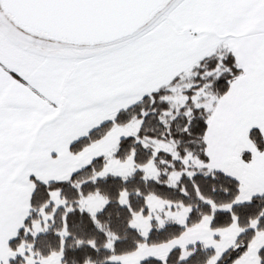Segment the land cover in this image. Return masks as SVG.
Here are the masks:
<instances>
[{
	"label": "snow or ice",
	"instance_id": "obj_1",
	"mask_svg": "<svg viewBox=\"0 0 264 264\" xmlns=\"http://www.w3.org/2000/svg\"><path fill=\"white\" fill-rule=\"evenodd\" d=\"M0 264H264V0H0Z\"/></svg>",
	"mask_w": 264,
	"mask_h": 264
}]
</instances>
